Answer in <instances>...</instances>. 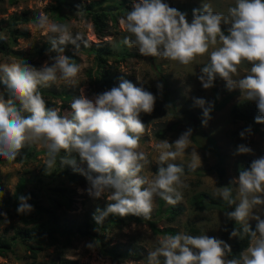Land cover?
I'll return each mask as SVG.
<instances>
[{"label": "clouds", "instance_id": "9594fccd", "mask_svg": "<svg viewBox=\"0 0 264 264\" xmlns=\"http://www.w3.org/2000/svg\"><path fill=\"white\" fill-rule=\"evenodd\" d=\"M120 24L128 34L123 43L144 57H161L186 66L208 53L209 62L200 68L198 77L202 87H213L219 77L229 91L239 90L245 101L256 103L258 115L254 122L264 124V0H235L226 16L214 13L210 4L203 3L193 9L190 23L187 13L162 0H133ZM222 25L227 26V34ZM36 26L48 34L55 55L50 57L51 63L45 62L39 68L25 60L0 64V84L8 93L7 99L0 95V157L15 160L26 145L39 142L47 149V169L56 166L59 156L61 167L68 165L75 170L77 161L72 154H78L80 162L87 166L80 171L88 182V195L99 199L107 193L106 207L93 214L96 224L103 223L109 215L149 218L156 196L172 205L180 202V189L187 187L182 180L184 168L169 161L188 150L192 129L172 143L160 140L155 145L159 154L156 174L151 180L140 175L150 161L137 150L145 131L139 116L153 111L156 97L121 79L118 87L92 98L82 92L70 104L71 115L61 116L56 108L46 107L39 87H50L58 80L75 83L80 66L64 52L68 44L78 48L76 42L82 37H73L69 25L51 22L46 15L36 17ZM245 61L251 65L249 74L234 79ZM205 104L203 98H194V105L202 109V126L211 119L212 105ZM251 134L249 125L239 136L246 139ZM251 153L249 146L239 144L234 154ZM195 156L198 157L196 152ZM231 184L237 186V198H233L228 186L217 187L214 195L232 209L225 213L226 217L241 224L242 234L250 238V247L239 259L227 258L231 246L223 240L177 233L159 240L147 254V264H264V156L239 170ZM28 199L19 197L18 214L33 210ZM249 220L256 221L254 230ZM240 234L233 228L229 239Z\"/></svg>", "mask_w": 264, "mask_h": 264}, {"label": "rangeland", "instance_id": "374dc122", "mask_svg": "<svg viewBox=\"0 0 264 264\" xmlns=\"http://www.w3.org/2000/svg\"><path fill=\"white\" fill-rule=\"evenodd\" d=\"M67 1L83 5L89 0ZM120 1L123 0H106L104 5L114 6L118 5ZM162 2L173 8L188 7L185 8L186 10L190 8V13L184 12L187 13L189 23L192 19L193 7L200 8L203 3L210 4L214 13L225 16L228 14V9L235 6V0H162ZM56 3V0H16L15 2L0 0V19L28 11L32 16L46 15L51 22L67 24L70 26L73 37L76 34L82 37L76 42L79 45L78 48L73 44H68L65 47L66 52L77 57L76 64L81 69L75 83L66 84L58 80L50 87L40 86L39 92L44 100L49 102L51 108H56L61 116H70V104L74 97L79 96L82 92L88 98L101 94L92 90L89 85L87 71L94 70L95 63L92 55L86 53L83 47L108 44L115 51V58H110L109 63L116 67L113 68L116 74L124 76L126 80L131 81L137 87H143L156 97L153 111L150 114L141 113L139 116L145 125V131L140 138L137 150L145 153L150 161L145 165L140 175L151 180L156 174L159 167V154L155 150V145L160 140H168L169 143H172L189 128L192 129V136L188 150L183 156L169 162L181 165L183 168H200L202 173H184L182 176L187 187L180 189L183 198L175 205H183L185 207L183 213L173 216L168 211V207L172 204L156 196L149 218L135 215L119 216L117 225L103 231L93 220V214L97 209L103 210L106 207L107 193L105 197L94 199L86 191L89 186L88 182L84 185H72L60 174L59 169L53 176H48L46 174L48 170L47 172L45 170L47 149L39 142L26 145L15 160L0 163L1 191L12 195L19 179L25 178L27 182L23 193L34 191L38 195V202L46 206L49 205L50 192L48 188L59 184L65 185L71 189L72 200L71 207L60 212L61 225L79 224L86 220L94 224L92 235L80 237L75 234L71 238V243L66 247H61L58 242V247L56 244L45 245L46 248L39 252L36 261L51 263L60 258H66L74 260L77 264H147V254L158 246L159 240L167 235L177 233L192 236L207 235L230 244L233 238L229 239V236L223 234V212L217 209L197 211L189 204L188 200L193 194L202 191L214 195L217 187L224 186H232L234 198H237V186L230 185L232 179L237 177L236 169L264 156L263 126L260 128L258 126L259 129L246 139H241L239 133L243 130L242 127L244 125L256 127L257 123L254 120L250 123L234 121L230 116L232 105L244 100L239 90L229 91L225 81L219 77L215 79L213 87L209 89L202 87L198 77L200 68L209 62L208 53L197 56L192 63L185 66L161 57L141 56L136 48L126 46L123 40L128 34L120 24L121 18L127 14L126 10L118 14V10L113 9L112 12L117 16L116 21H109L107 29L98 34L94 31L91 22L77 7L71 9L65 5L60 10H55L53 7ZM125 3H127V5L125 4L128 7L127 10H130L133 0H125ZM16 27L26 31L29 36L13 39L10 37L8 29L4 28L1 32L2 39L7 41L9 47L16 52L14 54L0 52V64L25 60L28 64L39 68L45 62L51 63L50 57L55 53L47 52L38 55L35 52L36 46H40L48 40L45 30L38 28L36 21L21 23ZM222 30L227 34V26L222 25ZM125 51L135 55L120 58L121 53ZM211 51L210 48L209 53ZM250 68L251 66L242 63L238 67V75L234 76V79L249 74ZM157 85H162V88H158ZM46 89L70 93L72 98L64 102L60 96H46L44 93ZM0 91H2L1 87ZM194 98H203L206 101L205 107L209 104L212 105L211 119L208 120L206 126H202V109L194 105ZM250 102L256 106L254 101ZM158 131L163 132L162 137L157 135ZM207 137L212 138L215 142L216 151L207 145ZM239 144L249 146L252 153L235 155ZM195 152L199 158L195 156ZM217 164L225 169L222 177H219L214 170H210ZM86 167V163L80 161L76 164V169L79 172ZM55 169L56 166L49 171L52 172ZM162 201L163 205H161ZM261 218L264 219V212L261 213ZM249 224L256 225V221L249 220ZM22 226L12 207L8 211H0V236L10 237ZM191 226L198 231L197 234L191 231ZM165 228L170 229V232L164 234L154 231V229ZM58 239L62 240L63 238L58 236ZM12 249L5 255H0V264H28L31 262L32 259L24 245L14 243ZM109 249H114L116 253H121L125 257L122 259L117 257L112 261L108 254Z\"/></svg>", "mask_w": 264, "mask_h": 264}, {"label": "trees", "instance_id": "16d2710c", "mask_svg": "<svg viewBox=\"0 0 264 264\" xmlns=\"http://www.w3.org/2000/svg\"><path fill=\"white\" fill-rule=\"evenodd\" d=\"M16 0H11V2H15ZM106 0H89L88 3L83 5H78L72 1L67 0H56V5H54L53 9L60 10L61 7L67 5L71 9L77 7L83 14L85 18L88 19L94 31L98 34H101L108 27L109 21H116V15L112 12L113 9L118 10V14L121 12H128V7L126 6L125 0L118 2V5L109 6L108 4L104 5ZM124 2V3H123ZM126 4V5H125ZM188 7H177L176 9L181 12L190 13V8ZM194 9H198L197 7H193ZM29 21H36V17L29 14L28 11H24L20 14H14L6 19H0V52H4L7 54L15 53L13 51L7 41H3L2 39V30L4 28L8 29L10 37L13 39H17L19 37L27 38L29 34L26 31H23L16 27L21 23H26ZM84 51L88 54H91L95 63L94 70H88V82L92 90H95L97 93H103L107 90H110L113 87H118L120 80L125 79L124 76L118 75L115 72V68L112 63H109L110 58H115V51L108 45H91L89 47H83ZM35 52L38 55H42L44 53H53L51 52V45L49 41L43 42L40 46L35 47ZM66 52V51H65ZM24 54V53H23ZM28 54V53H27ZM120 58H124L126 56H134V53L131 52H122ZM65 55L72 58V61L76 63L77 57L70 52H66ZM115 60V59H113ZM246 66H251L248 62H243ZM114 68V69H113ZM2 91H0V95H2L5 99L8 98V93L5 87L0 84ZM46 96L49 97H57L60 96L64 102L70 100L72 95L70 93L60 91L56 92L54 90H44ZM46 102V107L51 108L49 102ZM257 107L252 104L250 101L242 100L240 102L232 105L230 109V116L234 121H244V122H252L257 115ZM60 114V112H59ZM27 115V114H25ZM261 126V124H257L256 127L252 128V133L256 132ZM248 125H244L242 129L247 128ZM157 135L159 137L163 136L162 131H158ZM207 145L212 147L215 151L217 147L212 138L207 137ZM64 155L63 152L60 154ZM73 157H75L76 161L79 162L78 154L73 153ZM59 156L57 157L56 169L52 172L49 169H45L48 176H53L58 169L60 170V174L64 176L67 181L72 185H84L87 180L84 175L81 174L77 169L74 170L72 166L65 165L63 167L59 164ZM9 161L4 157H0V163H4ZM250 164L239 166L236 169V175L238 176L239 170H243L244 168H248ZM200 168H184V173H195L201 174ZM210 170H214L219 177H222L225 173V169L221 165H216ZM27 179L20 178L15 186V191L12 195H7L3 193L0 189V211L1 210H9L11 207L14 209V214L23 225L18 228L13 235L10 237L0 236V255H5L7 252L12 251L13 244L19 243L24 245L26 250L29 252V257L32 259L28 264H77L74 260L60 258L57 261H52L51 263H38L36 261L38 254L41 250L45 249V245L56 244V247L59 245L61 247H66L71 243V238L73 235H78L80 237H86L93 234L92 229L94 224L90 223L88 220L83 221L79 224H69L66 223L64 226L60 223V212L61 210H66L71 207V189L66 187L65 185L59 184L55 186H50L48 188L49 194V205H42L38 202L37 193L30 190L26 193H23V189L26 185ZM232 189V186H230ZM51 195V196H50ZM232 195L234 198V192L232 190ZM25 196L30 197L28 199V203L32 205L33 210L29 213L18 214L17 207L19 204V197ZM189 204L197 211H208L217 209L223 212L224 219V228L223 234L229 236L233 228H236L238 232L241 234L238 237L233 238V241L229 244L231 246V253L227 258H240V254L244 252L250 244V238L248 235L242 234V225L239 223H235L233 220H229L225 213L227 211H231L226 202L222 200V198L216 197L209 192H197L193 194L189 198ZM163 205V201L161 202ZM233 208L235 205L232 206ZM185 207L183 205H171L168 207V211L173 216L183 213ZM119 216L109 215L103 223L97 224L99 228L103 231H107L111 226L118 224ZM139 220V219H136ZM256 225H251L252 229H255ZM156 233H164L167 234L170 232V229H154ZM191 231L197 234V230L191 226ZM58 236H61L63 239L59 240ZM59 243V245L57 244ZM109 251V252H108ZM107 252L113 260H116L117 257L124 258L125 255L121 253H116L114 249H109ZM162 259V258H161Z\"/></svg>", "mask_w": 264, "mask_h": 264}]
</instances>
